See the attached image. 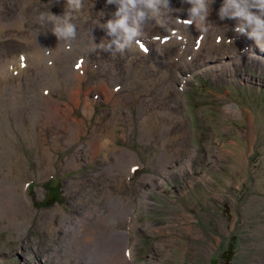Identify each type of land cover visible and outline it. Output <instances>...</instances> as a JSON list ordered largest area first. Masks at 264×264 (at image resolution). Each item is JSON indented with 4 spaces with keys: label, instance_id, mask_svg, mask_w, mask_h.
<instances>
[{
    "label": "rangeland",
    "instance_id": "374dc122",
    "mask_svg": "<svg viewBox=\"0 0 264 264\" xmlns=\"http://www.w3.org/2000/svg\"><path fill=\"white\" fill-rule=\"evenodd\" d=\"M14 15L13 9H7L0 23L11 24ZM13 37L19 38L5 39ZM4 51L0 48V54ZM241 63L245 65L232 75L197 71L188 77L180 91L184 111L178 108L185 113V121L178 125L177 119H170V132L142 135V128L134 123V130L121 141L110 137V146L111 142L120 143L140 158L141 163L137 162L130 174L128 162L123 175L122 171L116 173V167L112 172L108 170L113 158L106 159L107 150L102 149L92 158L88 157V148L83 151L92 138L107 133L105 128L100 132L97 119L109 110V103L98 101L91 122L95 129L86 133L83 126L78 132L70 129L73 122L68 126L52 122L53 127H47L42 116L32 114L37 108L33 111L31 99L0 91V114L9 118L14 143L23 154L27 166L24 182L36 210L24 233L4 228L7 219L2 218L0 264H42L38 255L47 260L42 249L56 246L61 232H55V226L45 228L42 215L55 212L54 221L68 224L69 220L77 222L83 213L92 215L94 208L107 212L118 204L123 210L122 200L129 208L112 227L129 231L128 261L133 264H264V75L261 66L256 65L254 72L247 62ZM127 73L121 72L117 80L129 81ZM112 83L109 82V91ZM90 91L93 97L103 96L95 86L87 92ZM86 93L81 98L86 100ZM168 99L171 101L166 106L173 105L172 97ZM85 102L77 110L81 115H73L80 120ZM176 111L173 108L159 113L150 127L157 119L163 120L164 114ZM85 119L88 124L92 121ZM131 119L138 120L137 113ZM37 123L39 128H46L39 131L34 127L35 136L23 132V126L31 128ZM182 127L188 150H179L177 141L170 144V169H160L158 157L164 137L174 138ZM253 130L256 136L252 140ZM70 133L72 139L66 144L65 136ZM48 134L61 140L56 143ZM44 152H52L49 156L53 160L49 161ZM72 156L82 158L81 165H67ZM188 161L190 168L185 167ZM56 192L60 193V201L55 200ZM128 211L130 215L125 219ZM32 245L41 254L36 256ZM50 264L66 263L53 260Z\"/></svg>",
    "mask_w": 264,
    "mask_h": 264
},
{
    "label": "clouds",
    "instance_id": "9594fccd",
    "mask_svg": "<svg viewBox=\"0 0 264 264\" xmlns=\"http://www.w3.org/2000/svg\"><path fill=\"white\" fill-rule=\"evenodd\" d=\"M99 1L101 4H95V0H0V18L6 15L7 9H13L14 17L28 27L26 30L0 27V48H5L0 54L3 66L0 69V91L31 99L25 94V85L33 76L35 90L38 88L41 93L53 96L54 80L61 86L65 76L59 70L52 80L51 73L44 72L43 58L48 59L51 72L57 61L53 54L62 50L69 54L75 50L78 44L71 42L84 26L86 31L98 35L95 43L99 48L93 50L80 43L84 50L71 60L68 69L73 74L84 75L81 77L80 97L93 82L92 86L103 94L95 97L93 103H109L110 108L99 115L97 124L104 118V123L113 130V138L121 141V137L134 130V123L140 128L144 124L150 127L153 119L167 109L177 108L174 115L180 113L178 108L184 111L180 91L193 73L208 74L211 71L212 75H232L245 65L241 61L247 62L254 72L255 63L264 67V0ZM32 13L37 18H31ZM145 27L149 29L144 30ZM7 36L19 38L5 39ZM209 37L217 43L216 46L206 45ZM56 39L65 42L45 48L43 56L37 58V64L28 59V46L50 44ZM109 51L129 54V60L138 57L130 75L125 72L129 78L131 76L128 95L124 90L126 83L117 80V75L124 72L121 59L116 57V61L110 62L105 69L99 63L101 56ZM95 52L98 56L93 58ZM39 74L42 80L37 85ZM110 81H113L110 90L120 92L117 106L106 98ZM48 82L51 84L47 85ZM53 97L60 101V108L67 101L65 92H61L59 98ZM169 97L174 104L166 106L171 101ZM83 101L85 99L81 98L79 105ZM71 108L72 115H81L78 108ZM93 109L97 111L98 106ZM135 113L138 120L131 119ZM0 117L5 118L3 114ZM34 126L39 127L38 123ZM45 128L43 125L42 129ZM56 199H61L59 192L55 193Z\"/></svg>",
    "mask_w": 264,
    "mask_h": 264
},
{
    "label": "bare ground",
    "instance_id": "6f19581e",
    "mask_svg": "<svg viewBox=\"0 0 264 264\" xmlns=\"http://www.w3.org/2000/svg\"><path fill=\"white\" fill-rule=\"evenodd\" d=\"M95 4H101L99 0H95ZM31 18H37L34 13L31 14ZM20 22L18 17H13L12 23L9 25H3L0 23V27L12 28L15 30H26L28 27L23 25ZM31 25V22H29ZM149 28L145 27L144 30H148ZM99 37L97 34H92L90 31H86L84 26L77 34L76 39L71 43L78 44L76 49L71 51L69 54L63 52L53 54V57L57 59L55 62L53 70L50 72L49 69V61L45 57L43 58V69L46 74L51 73V79L54 80V75L58 73L59 70H62L63 76H65V80L62 85H58L54 80V92L53 96L58 97L61 92H65L67 94V101H64L62 107L60 108V101L50 94H45L44 92H40L35 90V81L36 79L33 76L29 79L28 83L25 85V94L31 97L29 104L32 106L33 111L32 114H37L39 118L42 116L44 118V123H47L48 127H53L52 122L62 123L64 122L66 126L70 125L69 122H73L71 124L70 129H74L78 132L81 126L84 128V132H92L95 128L92 127L91 122H93V114L94 109H97V104H94L95 97L91 95V93L87 92L85 94V105L83 107L82 119L80 120L77 116H73L71 114V106H75L76 108H80L79 102L81 97L79 96L82 92V78L84 75L81 74H73L68 69L70 62L72 59L76 57V55L83 51L81 44L84 46H89L93 50H97L99 47L96 45L95 40ZM65 42L64 40H53L50 44H39L35 47L27 48V56L29 60H32L35 64H37L38 57H42L45 51V48L48 46H57L61 43ZM206 45L209 47L216 46L217 43L211 38L206 39ZM62 47V46H61ZM87 48V47H86ZM98 54L92 53V57L96 58ZM116 57L121 59L124 68V72H131L133 68V62L137 60V56L129 60V54H119L113 53L109 51L107 55L101 56L99 59V63L103 69L108 68L110 62L116 61ZM212 59V57H211ZM207 65L209 63H206ZM255 65L261 66L259 63H255ZM254 66V65H253ZM261 75H264V67ZM3 66L0 64V69ZM113 73V70H111ZM208 74L212 75V72H208ZM86 78V74L85 77ZM131 79V76H130ZM130 79L126 81V92L131 89ZM42 80L41 74H39V81ZM51 83L48 82L47 85ZM93 87L89 85L87 91H89ZM123 91V90H122ZM126 98V96H124ZM106 98L112 102L113 106H117L120 101V92L109 91L108 95L106 94ZM72 103V105H69ZM21 107H16V110H20ZM64 113H62L61 111ZM77 111L75 112V114ZM106 113V112H105ZM105 113H102L105 114ZM164 119H157L151 127L148 124H144L142 126L141 131H143L142 135L160 132L162 130H166L168 132L172 128V124L169 123V120L174 117L177 119V124L182 125L185 121L184 113L174 115L172 113L164 114ZM85 117L89 118V124L86 123ZM100 122L101 128L100 132H104V129H107L106 134L96 135L92 138L91 142H89V146L83 148L89 149L88 157L92 158L97 155L102 149L107 150L105 157L113 158L110 160V164L108 170L112 172V170L116 167V173L122 171V175L127 172L126 165L128 162L130 166L128 168V172H132L136 168L137 162H140L139 156L130 150H127L126 147L119 145L116 142H111L112 146H110L111 137L113 139V130L108 126L107 123ZM11 123L8 117L4 119L0 117V221L3 219H7V223L4 225V228H12L14 230L19 231L20 233H24L30 226L31 221L36 213L35 208L33 207V200L28 193V187L24 182L25 174L27 173V166L23 162V154L17 145L14 143V136L10 129ZM251 128L253 126V122L250 123ZM23 126L22 130L24 133L35 136L36 130H33L35 126ZM12 128V126H11ZM38 130H42V128L37 127ZM13 129V128H12ZM146 129V130H145ZM28 131H30L28 133ZM170 132V131H169ZM71 133L67 134L65 143L70 144ZM86 135V134H85ZM49 137H52L57 143L61 138H57L53 135L48 134ZM103 136H108L104 138ZM256 136V131L253 130L250 132V137L253 140ZM186 131L185 128L182 127L179 132L175 135L174 138H170L169 135L164 137L162 143V152L158 157V166L163 169H170L169 164L172 162L173 152L168 151L167 147L173 142L177 141L176 144H179V150H188V142L186 139ZM31 139V138H29ZM35 141V140H34ZM144 141V140H143ZM61 143L59 142L56 146H59ZM176 148V149H178ZM223 150V148H221ZM80 151V150H78ZM52 152H44V155L48 158L49 161L53 160V156H49ZM56 157V155H54ZM79 156H72V159L68 160L69 166H78L81 165ZM49 166L52 164L49 162ZM186 168H190V161L188 164H185ZM48 169V168H47ZM98 173V172H97ZM115 173V172H113ZM4 174V175H3ZM5 174L7 176H5ZM108 175V174H107ZM147 179H150L148 176ZM41 195L44 194L43 189L41 188ZM125 200H122L123 210L119 208L117 204L113 208L111 207L107 212L104 210L98 211L97 208L92 209V215L83 213V215H78L79 219L77 222H73V220H69L68 224L64 222L57 223L54 221L55 212H50L48 216L42 215L41 218H45L43 221V226L48 230L51 229V226H55V232H61V237L57 241L56 246H52L49 249H42V252L47 256V260H43L42 257H38L40 263L42 264H50L53 263V260H58L59 262H65L66 264H78V262H84V264H89L94 262L95 264H133L131 261H128L129 257L126 254V250L128 248L127 241L129 240V231L124 229H119L118 227L114 228L112 225L117 224L116 220L118 216L124 214L125 208H129ZM121 206V205H120ZM130 215V211H128L125 219H128ZM83 241L85 245H83ZM32 251L37 256L38 253L41 254V250L35 248L32 245ZM72 258L74 260H72ZM80 260V261H79Z\"/></svg>",
    "mask_w": 264,
    "mask_h": 264
}]
</instances>
